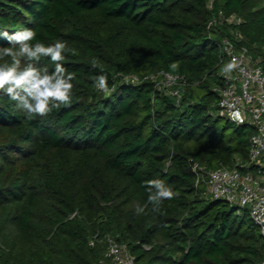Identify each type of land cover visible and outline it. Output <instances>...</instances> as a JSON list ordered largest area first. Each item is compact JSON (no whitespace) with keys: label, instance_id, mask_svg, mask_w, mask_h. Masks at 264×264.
Segmentation results:
<instances>
[{"label":"trees","instance_id":"obj_1","mask_svg":"<svg viewBox=\"0 0 264 264\" xmlns=\"http://www.w3.org/2000/svg\"><path fill=\"white\" fill-rule=\"evenodd\" d=\"M219 10L244 21L208 27ZM0 27L76 49L63 61L76 73L70 106L29 118L0 94V264H96L107 235L136 264H263V228L205 196L191 165L254 169V127L215 114L213 87L232 29L264 51V0H0ZM8 46L19 47L0 35ZM161 70L184 77L179 95L158 84ZM153 177L178 195L147 201Z\"/></svg>","mask_w":264,"mask_h":264},{"label":"built area","instance_id":"obj_2","mask_svg":"<svg viewBox=\"0 0 264 264\" xmlns=\"http://www.w3.org/2000/svg\"><path fill=\"white\" fill-rule=\"evenodd\" d=\"M211 6V4H210ZM243 18L238 14L224 15L222 10L213 16L209 26L216 24H241ZM219 75L222 82L213 89L218 93L215 114L235 123H248L254 127L250 137L247 165L254 169L242 171L237 166L220 165L207 168L197 162L191 168L196 174V186H203V193L211 199H224L240 209L246 208L264 231V51L252 50L245 41L244 35L231 30L230 35L223 36L220 44ZM236 58L237 67L229 72L224 71L226 64ZM159 79L158 84L168 88L173 95H179L178 85L184 77L159 71L153 75ZM127 82H136V74L125 75ZM96 88L107 91L100 80ZM107 249L96 264H136L135 256L126 244L118 242L107 235ZM91 244L94 240L90 241Z\"/></svg>","mask_w":264,"mask_h":264},{"label":"clouds","instance_id":"obj_3","mask_svg":"<svg viewBox=\"0 0 264 264\" xmlns=\"http://www.w3.org/2000/svg\"><path fill=\"white\" fill-rule=\"evenodd\" d=\"M0 35L5 36L19 47H0V56H11V63L0 64V94H8L17 102L29 118L37 114L46 115L54 108L61 105L70 106L75 99L76 73L69 71L63 63L66 52H75L69 49L65 40L57 39L46 43L36 39L37 32L34 28L24 27L9 33L0 27ZM42 57H48L55 62L54 68L49 70L47 65L37 63ZM25 61L27 63L25 64ZM95 63V62H93ZM173 68L177 65L173 64ZM237 67L236 58L229 61L224 71L229 72ZM101 84L107 87V76L99 77ZM147 201H161L178 195L165 179L153 177L147 181ZM143 211V207L139 209Z\"/></svg>","mask_w":264,"mask_h":264},{"label":"water","instance_id":"obj_4","mask_svg":"<svg viewBox=\"0 0 264 264\" xmlns=\"http://www.w3.org/2000/svg\"><path fill=\"white\" fill-rule=\"evenodd\" d=\"M264 221V220H263ZM264 224V222H262V225ZM263 264H264V262H263Z\"/></svg>","mask_w":264,"mask_h":264}]
</instances>
